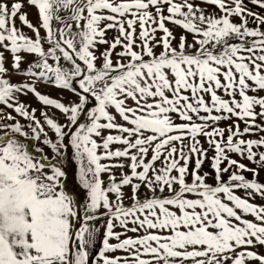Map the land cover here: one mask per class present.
I'll return each instance as SVG.
<instances>
[{
  "label": "snow or ice",
  "instance_id": "1",
  "mask_svg": "<svg viewBox=\"0 0 264 264\" xmlns=\"http://www.w3.org/2000/svg\"><path fill=\"white\" fill-rule=\"evenodd\" d=\"M261 172L264 0H0V264H264Z\"/></svg>",
  "mask_w": 264,
  "mask_h": 264
},
{
  "label": "rangeland",
  "instance_id": "2",
  "mask_svg": "<svg viewBox=\"0 0 264 264\" xmlns=\"http://www.w3.org/2000/svg\"><path fill=\"white\" fill-rule=\"evenodd\" d=\"M30 11H31L30 19H32L33 22H35V10L32 9V10H30ZM17 23L19 24V22H17ZM25 31H27V30L25 29ZM189 40H191V37H190V36H189ZM157 51H159V49H158ZM66 95H68V94H66ZM241 127H243V125H241ZM244 162L247 163L246 161H244ZM246 175H247L249 178H251V174H250V173H247ZM260 179H261V180H264V172H261V174H260ZM239 194L243 195V193H239ZM256 203H257V204H261V203H264V201H261L259 198H257ZM130 235H131V233H130Z\"/></svg>",
  "mask_w": 264,
  "mask_h": 264
}]
</instances>
